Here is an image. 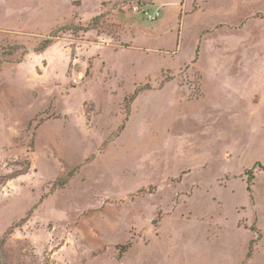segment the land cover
Instances as JSON below:
<instances>
[{"label": "rangeland", "instance_id": "obj_1", "mask_svg": "<svg viewBox=\"0 0 264 264\" xmlns=\"http://www.w3.org/2000/svg\"><path fill=\"white\" fill-rule=\"evenodd\" d=\"M160 1L0 0V264H264V0Z\"/></svg>", "mask_w": 264, "mask_h": 264}, {"label": "crops", "instance_id": "obj_2", "mask_svg": "<svg viewBox=\"0 0 264 264\" xmlns=\"http://www.w3.org/2000/svg\"><path fill=\"white\" fill-rule=\"evenodd\" d=\"M180 1H181V3H180ZM185 1L186 0H175V1H171V2H166V0H163V1H160V2L174 3L175 6H176L175 13L177 11H181L182 15H181V18L179 20L183 21L185 17L189 18V17L195 16L197 14L198 10H199V7L196 6L197 5L196 3H194L195 6H192V9L191 8H186L185 7ZM247 1H249V0H244V3H246ZM236 6H237V0H234L233 8H235ZM261 65H262V69L264 70V64H261ZM216 69H219V70H216ZM214 70L216 72H222V71H225L226 69L223 70L222 67L221 68L214 67ZM263 70H262V72H264ZM256 84L257 85L252 83L251 84V88H249V86H247L246 89L249 88L251 90L249 91V89H248L247 91L244 92L245 94H242L243 91L241 89H238L237 87L235 88V87H231L230 86V88L234 90V94H236L237 96L242 95L243 100L246 101L251 106V105H253L255 98L259 99L258 97L255 96V93H258L259 89L264 88V77L261 80L260 85H258V83H256ZM244 87H245V85H244ZM249 110H250V107H249Z\"/></svg>", "mask_w": 264, "mask_h": 264}, {"label": "trees", "instance_id": "obj_3", "mask_svg": "<svg viewBox=\"0 0 264 264\" xmlns=\"http://www.w3.org/2000/svg\"><path fill=\"white\" fill-rule=\"evenodd\" d=\"M52 36H56L55 33L53 32ZM51 43V36L49 38L44 39L41 43L40 46L37 48V51H42L44 50L49 44ZM140 89H135L134 92L132 94H130L127 98V102H130L134 99V97L136 96L137 92H139ZM250 177H247V181H246V190L249 191L250 190Z\"/></svg>", "mask_w": 264, "mask_h": 264}, {"label": "built area", "instance_id": "obj_4", "mask_svg": "<svg viewBox=\"0 0 264 264\" xmlns=\"http://www.w3.org/2000/svg\"><path fill=\"white\" fill-rule=\"evenodd\" d=\"M132 9L133 11L140 12L148 20H155L157 16L159 15V11L156 9L150 11L149 8L138 7V6H132Z\"/></svg>", "mask_w": 264, "mask_h": 264}]
</instances>
